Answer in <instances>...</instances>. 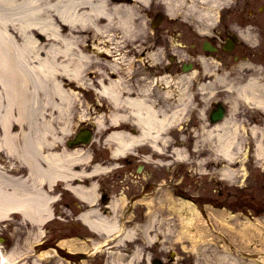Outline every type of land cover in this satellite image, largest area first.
I'll return each instance as SVG.
<instances>
[{
	"label": "bare ground",
	"instance_id": "obj_1",
	"mask_svg": "<svg viewBox=\"0 0 264 264\" xmlns=\"http://www.w3.org/2000/svg\"><path fill=\"white\" fill-rule=\"evenodd\" d=\"M175 1L167 0V5H174ZM106 5L105 0H0V150L4 149L9 155H17L35 176L44 173L38 166V161L43 144L48 143L50 136H55L56 131L52 129L51 123L57 124L61 134H67L69 125L73 124L71 115L74 110L79 109V113L83 116L84 109L81 104H84V101L78 98L82 89L92 91L114 109L108 115L109 122L115 123L119 120L120 115L116 111L123 104L130 105L136 115L140 136H131L120 131H112L106 136L105 140L111 146L113 157L120 156L132 143L134 145L140 142V139L149 137L150 142L154 143L153 149H156L158 154V158L152 163L159 169L169 170L171 161L187 168L189 158L185 138L182 137L185 146L183 148L178 147L177 144L171 145L167 138L169 131L175 127H177L175 130H181L180 121L185 118L187 103L183 104L180 101H185L187 96L177 90L175 93L178 96V105L173 107L170 113L159 108L158 102H152L151 99L148 101L145 94L140 91L135 98L121 99L124 83L122 76L115 73H120L119 69L122 65H128V59H125L124 54L114 45L115 35L111 33L112 28L131 30L134 19L131 9L125 11L121 6H114L115 10L109 11ZM106 31L112 37L111 43L103 38V33ZM39 34L46 36L45 41L40 40ZM182 78L184 79L185 76ZM148 84L151 85L150 82ZM232 88L237 94H247L250 91L252 102L264 110V95H261L264 88L256 79H249L245 85L232 86ZM163 93L162 95L169 96L171 90H165ZM103 119L99 116L96 120L97 129L101 131L104 127ZM15 124L21 125L18 132L13 131ZM205 135L212 136L214 142L212 141L209 149L222 162H220L222 166L219 168V174L222 178L233 181L236 175L233 166L241 143L236 139L235 125L232 127L230 125L227 127L225 124L215 125L205 131ZM262 145L260 141L255 144L254 152L259 158L264 156ZM78 148H74L76 152L72 154L79 153V157H82L81 153L84 151ZM164 149L170 152L168 154L162 152ZM191 153L195 158L204 154L196 145ZM192 154H189V157H192ZM54 157L58 160L56 155L48 159L55 160L53 163L57 165ZM46 161L52 163L51 160ZM207 162L206 158L194 162L198 172H203ZM55 165L48 171H53ZM52 171L48 172V176L54 179L56 175ZM95 171H98V167ZM29 177L33 183L29 185L28 192L24 187L17 186L21 184L5 188L6 186L3 185H6L7 181L0 177V216L9 211H18L25 219H29L32 229L39 226L43 230L42 226L47 224V218L53 210L46 209L47 201H44L46 194L40 188V178H35L33 175ZM165 185L168 192L164 201L167 204L163 205L162 209L167 207L171 209L169 204L177 200L171 198V185L168 183ZM163 189L162 186L161 190ZM161 190L158 195L161 194ZM177 190L178 187L175 188V191ZM142 203L145 204V201ZM146 204L149 205L148 202ZM168 208L164 213L170 215ZM174 211L177 214L174 227L170 226V217L162 221V224L168 223L166 228H162L167 235L174 233L175 228L182 231L177 234L181 235L191 224H194V219L190 220L191 218L186 217L185 202L178 207L174 204ZM146 216L143 217L141 232L144 242L150 243L153 238L149 233L158 218L155 214L151 217ZM118 222L116 224L115 221L95 217L90 221V225L120 240L134 234L133 230L125 229L123 221L118 220ZM34 233L35 231L30 237L31 247L35 241L41 239L40 234L33 235ZM16 250L17 248L14 247L8 255L1 253L0 263L15 264L22 260L21 255H15ZM171 255L175 257V252ZM137 257L139 258V254L134 255L136 260ZM35 261L34 264L37 263ZM124 264L131 263L124 262Z\"/></svg>",
	"mask_w": 264,
	"mask_h": 264
},
{
	"label": "flooded vegetation",
	"instance_id": "obj_2",
	"mask_svg": "<svg viewBox=\"0 0 264 264\" xmlns=\"http://www.w3.org/2000/svg\"><path fill=\"white\" fill-rule=\"evenodd\" d=\"M117 1L119 0H106L108 8L112 9L114 6L128 5L139 10L141 15L143 12L145 15L152 16L160 11L158 9L151 10L154 7L152 5L154 3H150V0H134L130 4ZM143 5L146 6L143 7ZM239 9V7H236L217 10L220 15L218 20L213 18L208 23L202 24L199 27L198 32L202 35L189 34L191 38L195 35L194 38L201 37L202 39L194 40L187 45V68L190 67V70L187 71V119H190L196 126L201 123L212 125L214 119H217L216 117L218 116L220 108H222L225 117H232L240 137L246 142H250L254 136L252 128L256 126L255 121H257V118L263 121V113L255 112L251 109V105L241 100L235 101L232 105V111H229L228 105H218V97L223 95L224 91L221 85L223 77L227 80L235 78L244 79L251 73L248 69H244L239 73L232 64L240 59L255 63L262 53L260 49L255 47L259 46L258 43H255V38L258 34L252 26L242 24L243 22L240 19L237 20V23L241 25L233 27H229L228 25L220 26V21L224 14L229 13L235 16L234 13H237ZM140 13L138 14L140 15ZM213 20H215L214 24H209ZM143 25L142 23H137L136 27L141 28ZM145 26L148 29L151 25L147 24ZM188 26L191 29V25L189 24ZM151 32L154 33L153 31ZM146 36H148L146 39L144 35H141L140 39L137 38L135 40V44L139 45L140 49L136 51V54L132 55L134 59H137L136 55L143 57L144 54L154 52L149 47L151 44L150 37L149 35ZM153 40V44H160L161 39L158 38V35H155ZM205 44L208 47H205ZM152 46L156 49L158 48L157 46ZM169 58L172 57L169 56ZM174 59L173 57L172 61L167 62L165 65V70L170 72L167 75L176 74L174 72L176 68L173 65ZM181 68L182 65H180ZM163 71L161 68L153 69L151 72L149 71V76L150 78L159 79L161 73H164ZM129 74L130 76L125 74V80L128 81L130 78V81L124 83V89L122 90L123 99L127 97L133 98L136 95L137 89L142 88L145 84L139 80L141 77L139 71H129ZM153 89L155 92L159 91L158 85L153 86ZM78 111L79 109L75 110V112L79 113ZM120 112L121 120L118 129L123 134L136 137L140 136V129L136 124L135 115L131 107L128 104H123ZM71 116L73 124L69 125L71 129L68 128V133L61 134L62 132L60 129L58 130L57 124H54L52 129L56 131L55 136H50L51 138L47 140L48 143L43 144L38 166L44 173H41L40 176H35L26 167V164L20 161L17 155H9L2 149L0 150V177L4 181H7V184L3 185L4 187L6 186L5 188L16 187V184H21L17 186L20 188L24 187L26 191H28L29 185L33 183L29 176L39 177V183H41L40 188L47 196L46 198L44 195V201H47V209L50 211L53 210V213L47 218L50 220L49 223L59 222L65 225L64 227H72L73 229L59 231L56 236H51L49 239L46 232L47 225L42 226L45 229L44 231H41V227L37 226L32 229L29 219H25L18 211H9L7 214L0 216L1 223L12 225L5 226L3 229L2 224H0V241L4 245L3 249L6 247L9 248L8 255L14 247L17 248L15 255H21L20 258H23L18 261L20 264L22 262L24 264H34L33 262L35 260L37 261L36 264H47V258L49 256H56L61 260H57L56 264H108V262L112 264L113 258H117L119 264H121L132 258L135 251L139 249L140 257L137 260H133L132 264H148V261L152 264L153 260L157 259L159 255V246L157 244L124 241L123 245L125 246L120 250L119 255L114 254L112 258L109 256L110 254L106 252L101 253L100 249H97L96 245H100L106 236L100 233L97 235L89 228L87 221L94 219L95 216L92 214L100 212L102 210L101 208H106L110 201L111 193L109 190L107 191V187L104 186L106 184L103 181L107 182L119 175L127 180V176L129 175L136 176L139 173L142 174L145 165L142 167L140 165L143 164L145 158H149L150 160L156 158V153L152 151L154 143L150 142L149 137H145L140 139L141 141L138 140L140 142L134 143V145L132 143L128 148L124 147V149H127H125L122 157L119 159L120 167H115L113 166L115 162L112 160L108 147L104 142V136L107 131L102 132L98 140L99 145L94 144L92 141L87 144H82L79 142L78 136L81 128L84 129L87 127L93 134L96 132L95 128L93 125L84 122L79 125L78 119L73 118L74 114ZM76 118H78V115H76ZM258 127L263 128L262 125ZM107 128L112 129L109 126ZM19 129L20 127L15 124L13 131L18 132ZM95 140L94 138L93 141ZM76 147L84 151L81 153L82 157H79V153L72 154L76 152L73 150ZM54 154L58 158L57 160L54 157L57 165L53 163L55 160L51 159L52 157L48 159L50 156H55ZM103 154L106 156H103ZM46 160H51L52 163ZM97 164L102 166L98 171H95ZM53 165H55V169L51 171L56 175L54 179L48 176V172H51L48 170L53 169ZM140 186L141 191L151 187L148 183H140ZM62 207L65 208L64 213L60 210ZM87 212L91 213V215H87ZM98 217L102 216L100 215ZM115 219L119 218L115 217ZM16 225L20 227L25 225L27 228H23L17 232ZM79 226H81L82 230ZM34 231L37 233L33 235H37L40 232L39 234L45 237V240L41 242L37 240L38 242L35 241L33 247H31L30 237ZM28 233H31V235ZM21 235H26L24 238L29 241L27 247L20 246L21 240L24 239ZM8 236L11 237L10 242H7L6 238ZM100 237L102 241L99 240ZM46 239H49L53 243V248L51 247L52 245L49 246V241ZM116 245V242H109L103 243L101 246H108L110 249ZM147 247L155 248V250H147ZM108 251L111 253V250ZM109 258H112V260L110 261ZM114 264H117V262H114Z\"/></svg>",
	"mask_w": 264,
	"mask_h": 264
},
{
	"label": "rangeland",
	"instance_id": "obj_3",
	"mask_svg": "<svg viewBox=\"0 0 264 264\" xmlns=\"http://www.w3.org/2000/svg\"><path fill=\"white\" fill-rule=\"evenodd\" d=\"M150 1V3H154L152 4L154 7L150 4L152 11L158 9L160 11H164L165 13L164 19L159 26L153 28L148 27V29L147 26L144 27V25L150 23L152 15H148L147 17L143 12L141 15L139 10L131 6L130 8H132L131 12L134 19L132 22V29L124 31L120 28H112L113 31L111 33L115 35L113 39L115 40L113 41L114 45L118 47L120 52L127 51V56L129 58L133 54H136V51L140 49L139 45L135 44V40H137V38L140 39L141 35H145L146 30L150 29L154 32V35H158V38L161 39L160 45L157 44V46H160L159 57L155 61L153 59L150 60L148 57L144 58V66L142 65L143 68H145V66H152L153 69L161 68L165 71L164 65L167 64L169 56H174L173 54H176L177 57L175 56L176 58L173 65L176 69H179V65L181 63H187L188 43L193 42L194 40L202 39L201 37L197 39L194 38L195 35L192 36V38L190 37L189 34H193L195 32L188 26L191 22L189 17H198L199 21L196 23L199 24V28V26H201L200 23H202L200 19L203 18L202 20L205 21L206 18L202 17L201 13L204 8H217L221 6L227 7L229 5L233 7L234 4H236L237 8L239 7L240 9L237 10V13H234L235 16L229 13L224 14L220 21V26L228 25L229 27H233L241 25L237 23L238 19L243 22L242 24H250L258 34L255 38V43H258L259 46L255 47L260 49L262 52L260 56L258 55L259 58H257L255 62L257 64L262 63L263 65L264 0H231L234 3L228 2L227 0H186V4L184 3L185 6L182 5V1L178 2L176 0L177 2L175 1L174 6L178 8L177 11H174L175 7L173 5H167V0ZM145 6L146 5H143V7ZM180 8L186 9L187 13L185 15L179 14ZM138 13H140V15ZM138 22L144 24L143 27L141 26V28H136L135 23ZM214 22L215 20L209 24H214ZM106 33L109 34V32L106 31L103 33V38L108 39V42L111 43L110 40L112 37L110 34L107 35ZM41 35L46 39L44 34ZM153 39H151V43L154 42ZM238 67L239 69H243V64H240ZM260 69L258 70L260 77L259 80L263 83L264 69ZM230 82L232 83L233 81L227 80L223 77L221 85L223 88L225 86L229 87L228 84H230ZM181 86L187 92L186 80L185 82H182ZM248 93L251 92L248 91ZM185 96H187V94H185ZM79 97L84 101H89L91 104L89 112H85L84 110V114L89 115H86L83 118L81 117V113L74 112V117L75 119H78L79 123L84 122L90 124V122H96L99 116H102L104 118L103 121H105L106 116L114 110L113 108H110V112V110L106 108L104 100L101 99L100 96L94 95L92 91H88L87 89H82L78 98ZM149 99H151L152 102H158L159 105H162L161 103H164L165 101V105H168L172 109L175 104L172 103V99L169 101V98H167L166 95H162V93H158V95H154ZM187 101L188 100L186 98V100L182 101V103H187ZM94 103L97 104V107ZM81 105L82 108L88 106L83 103ZM76 115H78V118H76ZM260 120V118H257L255 123L263 125L264 123L261 124L262 121ZM192 123V121L189 122V124ZM228 125L229 123L227 124V127ZM193 130H195V132L198 131L196 127L193 128ZM190 132L192 133V130L187 129V124H184L180 131L173 134L175 135L173 139H176L177 141H179V136L185 138L184 141L189 158L187 168L179 163L171 161L170 169L167 172L166 168L159 169L156 164L146 165L143 163L145 167L142 174L139 173L140 175H129L127 176V180L119 175L107 182L103 181V183L107 185H104L107 187V191L109 190L111 193V198L107 207L101 208L102 210L98 212L99 216L101 215L103 217L105 214L103 218H106V220H109L111 217H125L126 224L129 226L128 229L136 226V231H139L137 228L141 227L143 217L155 214L158 220H156L153 224L152 231L159 238V255L157 259L153 260L152 264H264V172L258 167L255 169L253 167L252 169H249L248 162L242 160L245 157L241 156V163L239 165L234 164L233 166L234 170L240 171V174H236L233 181H228V179L222 178L219 174V168L222 166L220 164L221 161L218 158H215L214 153H212L209 149L212 143H208L206 145L204 143L202 145L200 142H197V139L192 140L194 136H192ZM96 134L100 137L102 133L100 132ZM173 135H171V137ZM168 139L170 140V138ZM184 141H180L181 145H178L180 148L185 147ZM169 142L171 145L173 144L171 140ZM194 145H196V147L199 146L200 151L204 153L198 158H195L194 154L191 153ZM166 152L168 154L170 151L167 149ZM189 154H192V157H189ZM103 156L106 155L103 154ZM203 158H206L208 162L201 173V171L198 172L199 170L194 162L197 160L200 161ZM246 168H248V171ZM151 169H153L152 172ZM157 181H159L160 185H163L164 189L156 190L152 188L151 190L144 191V198L146 199L145 204H137L136 200L141 198L140 183L150 184L151 182L155 185ZM166 183L171 185V198L177 200L176 202L174 201V203L169 204L172 210L167 207L168 210L170 209V215L164 213L167 208L162 209L163 205L167 204V202L164 201L166 192H168L167 186L165 185ZM176 187H178L177 191H175ZM160 190L161 194L158 195ZM132 198L135 199L130 202L129 200H132ZM125 201H127L126 205L128 206L123 207ZM147 202L150 206L146 204ZM183 202L187 204V216H185L187 218H191L190 220L194 219V224H191V226L187 228V231H183L181 235H177L178 232H182L178 231L179 229L177 228H175L174 233H170L169 235L165 234L163 232L164 229L162 228H166L168 223L166 222L162 224V221L167 218L169 219L170 217V226L174 227L177 217V214L174 211V204H177L178 207ZM112 205H116V208ZM60 210L64 213L65 208L62 207ZM147 212L149 213L146 214ZM0 224H2L1 226H3V229L5 226H12L1 222ZM64 226L65 225L60 224L59 222L47 224L46 232L48 238L50 239L51 236H56L59 231L73 229L72 227L67 228ZM16 228L17 232H19L23 228L27 227H25V225H23V227L16 225ZM79 228H81V226H79ZM159 228L161 232L159 231ZM96 229L97 231L95 233L97 235H99L98 233L101 234L98 228ZM39 233L40 232H38V234ZM29 235H31V233ZM21 236L24 238L26 235ZM40 237L41 239L38 240L39 242L45 240V237L41 235ZM133 237L134 236L132 235L129 238L133 239ZM129 238H126V240ZM49 239L46 240L49 241ZM101 239L102 238L100 237L99 240ZM28 243L29 241L24 238L21 240L20 246L22 245L23 247H27ZM48 244L49 246L52 245V248L54 247L52 242L49 241ZM1 246H3V243ZM124 246L123 242L120 241L113 248L114 250L109 256L113 258L114 254L119 255L120 250H122ZM148 249L155 250V248L151 247H147V250ZM172 252H175V257L171 255ZM112 258H109L110 261ZM47 259V264H56L57 260H60L56 256H49ZM114 262L119 264V260L117 258H113L112 264H114ZM108 264H110V262H108Z\"/></svg>",
	"mask_w": 264,
	"mask_h": 264
},
{
	"label": "water",
	"instance_id": "obj_4",
	"mask_svg": "<svg viewBox=\"0 0 264 264\" xmlns=\"http://www.w3.org/2000/svg\"><path fill=\"white\" fill-rule=\"evenodd\" d=\"M1 264V263H0Z\"/></svg>",
	"mask_w": 264,
	"mask_h": 264
}]
</instances>
